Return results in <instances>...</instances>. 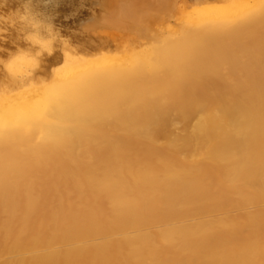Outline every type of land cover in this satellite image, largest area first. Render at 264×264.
Here are the masks:
<instances>
[{"label": "bare ground", "instance_id": "6f19581e", "mask_svg": "<svg viewBox=\"0 0 264 264\" xmlns=\"http://www.w3.org/2000/svg\"><path fill=\"white\" fill-rule=\"evenodd\" d=\"M215 1L100 0L140 48L0 66V264H264V0Z\"/></svg>", "mask_w": 264, "mask_h": 264}, {"label": "clouds", "instance_id": "9594fccd", "mask_svg": "<svg viewBox=\"0 0 264 264\" xmlns=\"http://www.w3.org/2000/svg\"><path fill=\"white\" fill-rule=\"evenodd\" d=\"M42 2L47 4L51 0H42ZM14 14L12 19L4 17L0 24L7 23L13 28L18 27L20 37L29 47H18L15 52L9 53L7 59L0 57V66L11 78L20 82L30 80L41 66V57L45 53L49 57L52 56L57 45H59L65 62L62 66L52 69L55 78L60 69L80 55L75 45L71 44L70 39L62 36L48 17L34 9L33 0H23L22 9H17ZM6 32V28L0 27V40L6 38ZM33 49L36 50L33 52ZM0 51H4V49L0 48ZM42 82L44 81L42 80Z\"/></svg>", "mask_w": 264, "mask_h": 264}, {"label": "rangeland", "instance_id": "374dc122", "mask_svg": "<svg viewBox=\"0 0 264 264\" xmlns=\"http://www.w3.org/2000/svg\"><path fill=\"white\" fill-rule=\"evenodd\" d=\"M216 1L223 2L224 0ZM114 2L116 4V1ZM22 5L23 0H0V12L5 14L6 16L11 15V17H14V13L16 12V10L22 9ZM111 5L112 4L107 3V9H105L104 2L100 3V0H92L91 5L89 7V12L81 14V18L77 19V21H74V17L72 16L71 12L67 10L68 7H65L62 2L55 3L54 0H51L50 3L45 4L42 2V0H33L34 9L42 12L44 15L46 13L51 15V18H53L57 24L56 29L59 30L62 36L68 37L71 42L83 46L92 39H101L100 35L105 37L106 34L110 39L115 38L118 43H122L127 40L129 42V46L134 48H140V42L134 39L133 37L129 36L128 34H123L122 32L116 34V31L110 28L106 29L107 31H105V29L102 27H100L102 29L93 28L96 22L98 23L102 20L104 16L109 15V13L112 11V7H110ZM2 19L3 18H1L0 20ZM0 26L7 29V32L5 34L7 42L12 43V45L17 44L19 42H24L23 39L20 37L18 27L13 28L7 23L0 24ZM113 48L112 51L114 50ZM44 72L45 71H41L36 77L39 80H43L44 82H46L49 80L50 76H47Z\"/></svg>", "mask_w": 264, "mask_h": 264}]
</instances>
